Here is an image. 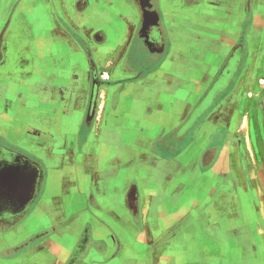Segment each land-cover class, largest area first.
<instances>
[{"label": "crops", "instance_id": "1", "mask_svg": "<svg viewBox=\"0 0 264 264\" xmlns=\"http://www.w3.org/2000/svg\"><path fill=\"white\" fill-rule=\"evenodd\" d=\"M250 8L257 28L264 0ZM247 9L0 0V150L23 155L0 161V181L21 183L0 264H264V146L228 152Z\"/></svg>", "mask_w": 264, "mask_h": 264}, {"label": "rangeland", "instance_id": "2", "mask_svg": "<svg viewBox=\"0 0 264 264\" xmlns=\"http://www.w3.org/2000/svg\"><path fill=\"white\" fill-rule=\"evenodd\" d=\"M250 4L251 0H247L248 9L246 21L240 28L239 42L233 51V53L238 54L236 70L235 66H231L225 73V76H229L230 78V75H232L235 70L233 77H231V83H233V81L237 82L241 74L242 79L246 66L250 70L249 72L247 69L246 79L248 77V81L245 79L244 82L246 83L242 84L245 87L243 88V86H241L243 89L240 93L242 95L240 116L243 129L241 130V135H239L236 130H233L234 132L232 134L235 138L232 139V136L230 139L231 143L228 145V152H234L237 148L236 138L241 137L240 147L242 157L243 149L245 150L244 153L246 150L253 153L254 149H256L255 145L257 140L264 146V9L259 12L260 20H262L261 25L259 21V23H257L259 26L254 28L252 25L253 11H251ZM3 26V24L0 25V34L3 30ZM248 65L251 67L249 68ZM92 69L95 70L94 65H92ZM249 156L251 157V153H249ZM239 162L242 163V158ZM29 178V176L26 177L22 186L26 191H28L29 186H31L30 190H32V194H34V182L32 178L31 181ZM0 182V218H2L9 214V207L12 205L9 199L10 197L11 199L13 198L11 194L13 196L18 194L19 191L17 186L21 183L11 180H3ZM33 203L34 199L28 203L26 207L30 208ZM248 263L255 264L251 261Z\"/></svg>", "mask_w": 264, "mask_h": 264}, {"label": "water", "instance_id": "3", "mask_svg": "<svg viewBox=\"0 0 264 264\" xmlns=\"http://www.w3.org/2000/svg\"><path fill=\"white\" fill-rule=\"evenodd\" d=\"M143 13V15H144V18H146L145 19V21H144V26L140 29V35L141 36H147V33H148V31L149 30H153V27L154 26H158V23H159V16H158V13L155 11H151V12H146V11H144V12H142ZM153 26V27H152ZM158 28H159V26H158ZM158 28H157V30H156V35L155 36H152V37H156V38H159L158 37V35L160 36L161 35V32H160V30H158ZM148 37V36H147ZM148 39H150L149 37H148ZM147 39V43L150 45V43H149V40ZM152 39V38H151ZM151 45H152V43H151ZM150 45V46H151ZM152 47V46H151ZM94 93H95V89H94ZM93 93V94H94ZM92 97H93V95H92ZM93 99V98H92Z\"/></svg>", "mask_w": 264, "mask_h": 264}, {"label": "flooded vegetation", "instance_id": "4", "mask_svg": "<svg viewBox=\"0 0 264 264\" xmlns=\"http://www.w3.org/2000/svg\"><path fill=\"white\" fill-rule=\"evenodd\" d=\"M158 40H161V38L159 37ZM15 156H17V154L16 155L15 154H6V153H4L3 151L0 150V161H4L6 159L13 161L15 159L14 158ZM22 156L23 155L20 154L19 157H18V159H15L16 160V163L22 162L21 161L22 160ZM24 156L28 158V155L27 156L24 155ZM28 159L31 160L30 158H28ZM22 164H23V162H22Z\"/></svg>", "mask_w": 264, "mask_h": 264}, {"label": "bare ground", "instance_id": "5", "mask_svg": "<svg viewBox=\"0 0 264 264\" xmlns=\"http://www.w3.org/2000/svg\"><path fill=\"white\" fill-rule=\"evenodd\" d=\"M254 57H255V55H254ZM251 65V64H250ZM250 65H248L249 66V68L251 67ZM248 71L250 72V70L248 69ZM252 71V70H251ZM246 72V71H245ZM247 81H248V77H247V79H246Z\"/></svg>", "mask_w": 264, "mask_h": 264}]
</instances>
